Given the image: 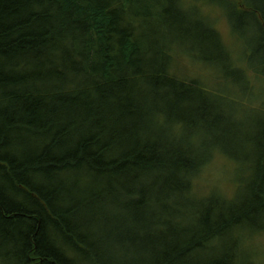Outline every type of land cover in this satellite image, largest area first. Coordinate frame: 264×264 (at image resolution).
<instances>
[{"label":"trees","instance_id":"1","mask_svg":"<svg viewBox=\"0 0 264 264\" xmlns=\"http://www.w3.org/2000/svg\"><path fill=\"white\" fill-rule=\"evenodd\" d=\"M263 95L264 0H0V264H261ZM241 133L233 194L201 193Z\"/></svg>","mask_w":264,"mask_h":264},{"label":"rangeland","instance_id":"2","mask_svg":"<svg viewBox=\"0 0 264 264\" xmlns=\"http://www.w3.org/2000/svg\"><path fill=\"white\" fill-rule=\"evenodd\" d=\"M209 8L210 7H207V9ZM210 11H211L209 12L211 15L210 18L214 21L216 27L221 32L223 38L231 46V48L234 49L233 51L234 52L236 51L238 53L239 50L243 48L244 44L242 45L241 43L235 42V40L233 39L234 36H232L231 34L230 25L227 19L225 18V16L220 12V10L215 9L213 11L212 10ZM238 56L239 55H237V57ZM198 62L199 61L192 59L191 56L182 55L180 57L181 65L180 68L178 67L179 68L178 73L180 75H188L189 73L192 74L195 73L197 75L201 74L202 76L212 75V73H210L211 72L210 69H207L202 64H197ZM251 74L255 76L253 72H251ZM253 79H255V81L258 83L259 80L256 79V76L253 77ZM216 84L217 83H215L213 86L216 87ZM209 86L211 87V84ZM230 93L232 95L234 94V96L236 97V98L233 97L232 99L233 103H238L237 106H239V104H242L243 106L242 108L236 107L234 106L233 103H231V105L229 106V110L231 114H233L238 108L240 109L237 111L239 113V117H236L237 115L233 114L235 118H242L243 120L246 121V118L249 119V117H254V118L256 117V113H257L256 111H258L259 109V107L257 106L258 101L259 102L262 101V99L259 98L260 95L259 90L256 91L255 95H253L252 97L249 96L250 99L244 101H239L237 99V98L246 99V96H243L245 95V93L243 92V89L241 87L238 86L236 87L233 84V86L230 87ZM246 139H247L246 134L241 133V135L238 136L239 141L233 146L231 145L230 152L235 157V160H237L236 159L237 156L235 155L239 156L245 153L244 152L245 150L243 149L241 143L245 142ZM234 163L235 162L232 163L229 160H226V158H221V157L213 160L211 163L205 166L203 170L197 175L196 189L199 190L201 193L206 194L211 187H214L215 189H218L221 193L231 196L234 192V186H235L233 179L234 169L242 172V168H243L240 160H237V164L234 165ZM246 164L247 163L245 161V165ZM246 169H248V167ZM247 245L253 249L254 251L253 253L255 254L254 255L255 260L261 264H264V230L254 235L250 239L248 238Z\"/></svg>","mask_w":264,"mask_h":264}]
</instances>
